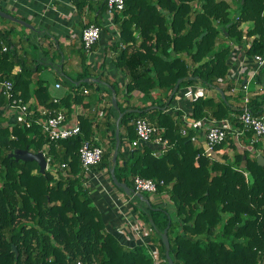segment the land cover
<instances>
[{
    "label": "trees",
    "instance_id": "1",
    "mask_svg": "<svg viewBox=\"0 0 264 264\" xmlns=\"http://www.w3.org/2000/svg\"><path fill=\"white\" fill-rule=\"evenodd\" d=\"M125 2V9L114 17L119 38L112 44L116 55L112 68L124 75L123 82L127 78L126 96L142 93L145 106H132L130 101L120 104L119 82L101 78L89 82L90 74L69 78V91L54 95L46 81L34 78L36 67L18 53L13 30L0 29V264H154L143 243H123L115 229L120 221L114 219L115 211H101L95 204L93 186H88L93 182L80 158L84 142L104 152L102 161L92 167L95 173L110 174L113 169L118 182L132 190L137 177L165 183L158 194H168L171 205L167 208L153 204L150 194L128 196L114 185L148 227L147 240L158 247L161 264H168L166 249L155 232L162 235L167 228L175 264H260L264 166L257 157H264V138L254 143V133H245L242 142L257 150L253 154L240 151L230 134L216 148V157H209L187 122L219 123L231 118L232 107L221 85L229 80L235 46L246 47L251 57L264 56V0ZM101 6L106 11V2ZM248 23L251 27L244 30ZM222 34L232 45H218ZM263 70L256 83L264 89ZM6 81L13 83L29 106V126L6 115L8 101L2 92ZM92 85L101 97L102 91L109 93L110 108L103 119L96 124L90 115L80 114L76 119L80 135L50 141L39 123L44 119L42 111L64 109L70 120L78 106H89L84 104L89 91L84 90ZM191 87L213 90L215 95L184 99L182 111H169L177 94ZM255 105L262 107L258 101ZM253 113L262 116L264 110ZM140 119L164 130L170 146L162 156L153 155L152 144L128 148L137 139L135 123ZM232 122L243 128L241 122ZM117 129L120 146L114 161ZM19 151L46 153L48 170L42 174L36 162L9 157Z\"/></svg>",
    "mask_w": 264,
    "mask_h": 264
},
{
    "label": "crops",
    "instance_id": "2",
    "mask_svg": "<svg viewBox=\"0 0 264 264\" xmlns=\"http://www.w3.org/2000/svg\"><path fill=\"white\" fill-rule=\"evenodd\" d=\"M0 10L32 26V29H30L6 19L7 22L0 21L1 30H13L12 38L19 51L18 53L27 60L30 67H36V71H39L37 66H39V69L42 66L41 70H51L53 81L50 84L46 83L54 90V95L60 96L63 91H69L66 85V81L69 78L78 80L83 75L90 74L89 82L93 81L97 83L99 82V78L108 83L119 82L121 95L117 98L120 99V104H125V83H127V78L123 82L124 75L120 76L122 73L118 75L117 72L114 73L113 68H110L116 56L114 50H112V44L118 39L119 32L116 24L112 26L109 22H106V11H102L101 2L85 0L75 3H69L65 0H0ZM87 25H99L103 28L99 42L94 46L92 53L89 55L83 49L81 40L82 31ZM61 50H63V53H61ZM48 54H54L55 59L57 55H60V58L55 63L49 64ZM230 62L229 80L227 83L221 85L222 91L232 107L231 118L225 120H229L232 126L239 131L243 130V128H238L235 125L236 122L232 121L240 123V114L238 115L237 113L242 110L244 105L243 100L246 97V93L242 87L245 84L249 85L251 107L254 112L264 110V89L263 86H259L256 83L261 69L257 70L253 57L246 54V47L235 46L230 56ZM262 74L264 75V70ZM34 78L36 80L39 78L37 77V73ZM57 83L62 85L60 90L55 88ZM206 93L212 95L213 90H207ZM91 94L89 92L88 95L90 97H87L84 103L89 104V106L86 108L78 106L75 109V114L69 120L71 124L76 122L77 116L80 114L90 115L94 118L96 124L106 115L110 108V98H108L107 93L104 92L103 97H101L100 93H98V96H92ZM179 94L182 93L179 92ZM97 100H100L99 102L101 103L98 104ZM128 101H130L132 106H145L143 104V94L138 91L133 92L132 97ZM257 101L262 106L261 109H256L258 108L255 105ZM29 104H34L33 100ZM174 105L171 108H174ZM4 110L10 118H15V114L8 107ZM262 116H264V113ZM113 121L114 119L112 118ZM214 124L216 122L204 120L198 123H189V127L193 126V129L196 130L197 143L202 145L203 148L206 145V132ZM245 133L239 140L235 138L238 142L237 144H239L240 151H242L241 149L249 150L251 153L256 154L257 150L255 148H247L243 144L242 138L245 137ZM104 172L97 173L102 181L107 179V175ZM94 183L90 182L88 186H93L91 195L95 200V204L98 205L101 211H116L114 210L111 198L103 190L99 191V185ZM109 189L117 197H123V194L117 189L111 187ZM153 197V200L150 197V201L155 205H161L165 208L171 205L167 193H159ZM166 202L168 203L165 204ZM132 211L134 213V210ZM115 213H118V216L114 215V219L118 220L116 217H119L120 220L115 229L117 234L121 236L123 243L129 246H132L133 242L141 244L142 241L127 237V235L131 234V231L128 230V233L125 232L126 234L122 231L123 228H127V226L123 227L125 223V221L122 223L123 213H119L118 211ZM135 217H138V220L140 219L142 224H144L140 215L135 213L132 218L134 219ZM149 234H147L148 238H150ZM148 238L146 237L145 240Z\"/></svg>",
    "mask_w": 264,
    "mask_h": 264
},
{
    "label": "built area",
    "instance_id": "3",
    "mask_svg": "<svg viewBox=\"0 0 264 264\" xmlns=\"http://www.w3.org/2000/svg\"><path fill=\"white\" fill-rule=\"evenodd\" d=\"M65 1L69 3H75L82 0ZM85 1L106 2V22H109V24H111L112 26H114L113 24H115V13L123 11L126 4L125 0ZM102 32L103 28L99 25H90L83 29L81 40L84 50L88 55L92 53L94 46L99 42ZM253 60L257 65V70L264 68V56L256 55L253 57ZM110 68H112V65L110 66ZM55 88L60 90L62 86L60 83H57L55 85ZM242 88L246 93V97L243 100L244 105L239 117V120L243 126V130H236L229 120H223L209 127L205 136V152L209 157H216V148L219 145L223 144L230 134H233L236 139L239 140L245 132L251 131L254 133L256 138L254 143H256V141H258L260 138H264V116H256L253 113V109L251 107V99L249 96V85L245 84ZM207 90L209 89H203L201 87H191L183 89L181 91L182 94H177L176 96V101L179 103V106H177L176 108H170V111H182L180 107V100L186 99L192 101L199 96L208 95L206 93ZM2 92L8 101V108L15 114L16 122L18 124H26L29 126V120L32 117V113L29 111V106L25 104L23 98L21 97V94L14 89L13 83L11 81L4 82L2 84ZM84 93L88 94V90H84ZM42 112L44 119L39 123L42 126L43 133L47 136V138H49L50 141L57 142L67 140L81 134V127L77 124V122H74L73 124L70 123L67 117V113L64 109H44ZM187 117L188 115H186L184 119L186 120ZM187 123L189 125V122ZM135 125L137 131V139L128 144L129 149H134L143 144H152L156 147V150L153 153L154 156H162L168 151L170 143L169 140L163 137L164 130L148 124V122L143 119L137 120ZM183 134H186V131H183ZM103 153L104 152L100 147L92 145L91 142H84L82 148L80 149L81 162L83 164V168L86 170V176L92 179V182L98 183V185L103 188L102 190L104 191V193L108 195L114 202L115 207L118 209V212L123 213L121 209L125 207L124 201H126L127 205L129 204V201L126 199L124 194L123 197L120 198L117 196L115 197V194L111 192L109 188H114L111 175L105 171L104 173L107 175V179H105V181H102L101 177H99L98 174L92 170V167L98 165L102 161ZM44 154L45 157H47L46 153ZM46 160L49 168L50 158H47ZM164 185L165 183L163 181L157 183L152 179L137 177L134 181L133 193L135 196L139 194H150L154 196L158 194L159 187ZM120 199L123 201V205L121 206L116 203V200L120 201ZM135 218L134 224H132L130 221H125V223L123 224V227L127 226L126 223L130 225L129 227L131 229V234L127 235V237H132L142 241L149 254L152 256L154 264H161L163 261L160 257L158 247L154 244L153 241L149 242L148 240H145L146 237L148 238V229L143 224H138L136 222L138 220H136ZM77 264L82 263L78 262ZM260 264H264V251L261 252Z\"/></svg>",
    "mask_w": 264,
    "mask_h": 264
},
{
    "label": "water",
    "instance_id": "4",
    "mask_svg": "<svg viewBox=\"0 0 264 264\" xmlns=\"http://www.w3.org/2000/svg\"><path fill=\"white\" fill-rule=\"evenodd\" d=\"M0 17L12 22H15L19 25H22L24 27L30 28L32 29V26L29 25L28 23H26L25 21L19 20L17 18H15L14 16L1 11L0 10ZM181 83V81L178 82L177 86H179V84ZM113 103L115 106H117V101L116 98H113ZM116 137H117V149L116 152L114 154V161H116L117 157H118V148L120 146V141H119V129L116 130ZM9 157H13L16 161H25V162H36L39 167H40V172L42 174H44L47 170H48V163L45 157V154L43 152H39V153H33V152H29V151H19L17 153H13L11 154ZM258 162L261 166H264V157L262 155H258L257 157ZM110 174H111V179L113 181V184L115 185V187L117 188H122L126 195L131 196L133 195V190L130 189L126 184H121L118 182L115 172L113 169L110 170ZM139 196V198H142V194L137 195ZM163 244L165 246L166 249V259L168 264H175L174 261L171 258L170 255V249H171V244H170V240L168 237V228L164 230V232L161 235ZM13 250L16 251V248L13 246ZM17 253V252H16Z\"/></svg>",
    "mask_w": 264,
    "mask_h": 264
},
{
    "label": "rangeland",
    "instance_id": "5",
    "mask_svg": "<svg viewBox=\"0 0 264 264\" xmlns=\"http://www.w3.org/2000/svg\"><path fill=\"white\" fill-rule=\"evenodd\" d=\"M226 1H228V2H230V3H233V0H226ZM238 7V5L237 4H233V8L236 10V8ZM234 14H235V12L233 11L232 12V17L234 16ZM0 21H5V22H7L6 20H4V19H2L1 17H0ZM249 27H251V24H245V25H243V29L244 30H246V29H248ZM118 38H119V36H118ZM219 46H224V45H232V43H231V41L230 40H227L226 38H224V36H223V34L220 36V39H219V44H218ZM61 53H63V50H61ZM47 57L49 58V60H48V62H49V64H51V63H55V61H57V59L59 60V58H60V55H57V57H56V59L54 58V54H48L47 55ZM61 59H62V56H61ZM42 66H40V69H39V71L37 72V77H39L38 79H41V80H44V81H46L48 84H50L52 81H53V79H52V75H51V70L50 71H45V70H41L42 68H41ZM50 88V90L52 91V93L54 92V90L51 88V86L49 87ZM89 92H91L92 94V96H98V91H97V86L96 85H92L91 87H89ZM102 92H105V93H107V95L109 94L108 93V91H106V90H104V91H102ZM55 94V93H54ZM132 95H133V93H131L130 95H127L126 97H125V101H128L129 100V98L130 97H132ZM114 98V97H113ZM116 98V97H115ZM117 100H118V102L120 103V99L119 98H117ZM184 101V99H182V100H180V103L181 102H183ZM176 102V105H174L175 107L174 108H176L177 106H179V103L177 102V101H175ZM101 102H98V104H100ZM150 104V102L149 103H147L146 105H149ZM170 111V110H169ZM242 151H243V149H241ZM98 190L99 191H101L103 188L101 187V186H98ZM115 197H116V195H114ZM155 196V195H154ZM150 197H151V199L153 200L154 199V197H153V195H150ZM113 202V201H112ZM116 203H118V205L119 206H121V205H123V201L120 199V201H118V200H116ZM168 202H166L165 204H167ZM124 204H125V207L124 208H122L121 210L123 211V213L124 214H122V217H123V220H122V223L124 222V221H130L132 224H134V219L132 218V216H134L135 215V212L133 213V208L132 207H130V203L127 205V203H126V201H124ZM113 206H114V210H116V211H118V209L115 207V204H114V202H113ZM115 211V212H116ZM129 212H131V215L129 214ZM117 216H118V213H115ZM138 214V213H137ZM139 215V214H138ZM136 220H138V218L136 217L135 218ZM141 219H142V217H141ZM138 224H142V222L140 221V219L138 220V221H136ZM126 225H127V228H123L122 229V231L123 232H127L128 233V230L129 231H131V229H130V225L129 224H127L126 223ZM143 225H145V227L148 229V227L146 226V224L144 223ZM147 232H149V229L147 230ZM156 233V236L158 237V238H160V236L161 235H159L157 232H155Z\"/></svg>",
    "mask_w": 264,
    "mask_h": 264
}]
</instances>
